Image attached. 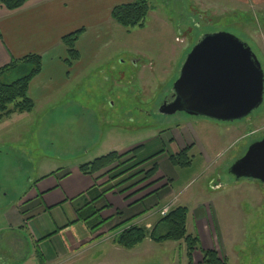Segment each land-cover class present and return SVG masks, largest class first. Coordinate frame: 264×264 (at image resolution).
Segmentation results:
<instances>
[{"label": "rangeland", "instance_id": "rangeland-1", "mask_svg": "<svg viewBox=\"0 0 264 264\" xmlns=\"http://www.w3.org/2000/svg\"><path fill=\"white\" fill-rule=\"evenodd\" d=\"M263 28V22L258 25V15L245 13L232 0H151L144 27L127 29L115 21L111 23L110 42L85 65L78 78L52 96V116L50 111L37 106L31 112L4 117L0 123V264L18 260L14 251L9 253L13 260L1 253L6 249L4 242L14 233L19 234L9 230L5 214L30 191L35 179L54 167L60 172L78 160H94L140 144L145 148L139 147L128 155L125 160L135 157L127 166L146 161L115 180L112 177L123 167L105 174L104 187L120 183L118 192L124 189L140 198L161 192L164 204L179 195L178 205L191 209L208 203L218 229L217 250L222 258L226 257V264H264V183L237 178L230 172L232 164L249 146L264 138V101L247 117L234 121L185 112L160 113L161 105L173 93L187 55L202 37L216 32L231 33L258 55L256 36ZM92 36L90 32L86 37L89 44L106 41H95ZM259 57L264 68V57ZM28 72L25 68L15 78ZM190 127L196 139L193 141H197L190 149L192 163L176 167V172L168 171L164 153L170 157L180 152L171 130L184 141ZM159 163L167 177L157 174L142 180L144 175H138L123 181ZM100 203L105 205L104 200ZM170 205L164 209H170ZM157 208L159 205L151 209L155 213ZM208 225L212 230V223ZM188 230L198 235L192 219ZM211 240L209 236L205 238L206 242ZM111 244L112 241H106L97 253L103 251L106 258L111 256ZM181 244L165 241L125 249L122 252L136 253L137 257L123 258L118 264H188ZM31 251L34 253L33 247ZM94 261L71 264H96ZM110 262L105 260L104 264Z\"/></svg>", "mask_w": 264, "mask_h": 264}, {"label": "crops", "instance_id": "crops-1", "mask_svg": "<svg viewBox=\"0 0 264 264\" xmlns=\"http://www.w3.org/2000/svg\"><path fill=\"white\" fill-rule=\"evenodd\" d=\"M132 1L28 0L16 10H9L0 4V32L2 34L0 38V68L30 53L42 55L43 69L32 80L29 95L35 102V108L41 106L45 108L44 111H50V116H52V96L63 91L69 82L78 78L85 65L90 60H94L99 51L110 42L109 27L111 23H114L111 16L113 8L116 5ZM232 1L239 3L245 13L253 12L258 15V25L259 22H263L264 26V0ZM81 28H84L85 31L77 44L80 59L70 65L69 55L62 38ZM90 32L93 33V40L98 41V39L104 38L106 41L102 43L101 40L99 44H89L86 37ZM251 36L254 39L253 34ZM255 43L258 53L264 57V28L260 34H257ZM191 130H193L192 127L186 129L188 139L184 141L176 132L172 131L171 134L179 150L184 149L187 145L197 144V141H193L195 137L191 134ZM138 146L139 149L145 148L144 144H140L114 151L121 153ZM164 154L163 162L167 170L176 172L178 166L172 163L167 153ZM91 161L93 160H78L77 163L60 172L56 171V167L52 168V171L35 179L30 191L20 199L18 204L6 211L5 219L9 230L19 231V234L14 233L4 242L6 249L1 253L7 260H13V256H10L9 253L14 251L18 260L12 264H18L17 262L19 264L27 262L32 264H71L74 261L86 260H96L94 261L96 264H104L105 260L112 261L109 264H118L123 258L137 257L136 253L122 252L127 248H123L116 242L115 238L121 230L131 224L142 225L151 230L161 219V211L165 205L171 204V208L180 206L178 205L179 195H175L164 204L162 201L165 197L162 198L161 192L142 198L140 195H135L132 197V201V198L126 199L129 192L120 194L118 189H113L101 199L106 205H109L100 213V217L107 221L97 229H93L80 219L78 209L91 202L90 190L97 188L101 191L107 175L103 171L94 174L84 172L81 165ZM204 161L206 164L210 163L208 160ZM158 167L157 174L167 177L160 163ZM157 205L159 208L154 213L151 208ZM184 206L189 210L188 225L189 220L192 219L195 232L200 237L201 248L217 250L219 235L217 225H214L216 221L214 223L211 206L208 203L197 205L193 209L187 205ZM126 222L129 223L123 225ZM211 223L212 230L208 229V227L211 228L208 225ZM207 236L212 239L210 242L205 241ZM106 241L113 243L108 251L112 252V255H108L107 258L103 251L100 254L97 253V250L103 248L102 245ZM146 243L157 244L148 237L140 247ZM180 243L187 255L184 242ZM32 247L34 253L31 251ZM26 249L30 250L29 254L26 253ZM193 258L196 264L203 263L201 249L194 252ZM186 261L188 263V257Z\"/></svg>", "mask_w": 264, "mask_h": 264}, {"label": "trees", "instance_id": "trees-1", "mask_svg": "<svg viewBox=\"0 0 264 264\" xmlns=\"http://www.w3.org/2000/svg\"><path fill=\"white\" fill-rule=\"evenodd\" d=\"M28 0H0V4L4 5L9 10H16L21 8ZM151 10V0H133L129 3L116 5L111 13L112 19L121 26L131 29L134 27H144L147 16ZM85 31L84 28L71 32L62 38L63 44L66 46L69 55V64L80 59V51L77 47L81 35ZM2 34L0 32V38ZM29 69L28 74L22 77L15 78L17 72L23 69ZM43 58L37 53H30L26 56L15 59L6 66L0 68V123L4 117L16 112H31L35 109V102L29 95L30 84L32 80L42 72ZM139 148H134L123 154L113 151L107 155H103L94 159L91 162L81 165L84 172L91 174L106 172L105 174H112L116 170H121L120 173L113 176L111 180L128 174L132 169L142 165L146 160L134 163L127 166L129 162L134 161L135 155L125 160L128 155ZM170 160L176 166H189L192 163L190 157V149L186 148L180 152L171 155ZM124 166H127L126 168ZM159 167L155 164L147 171L141 169L132 176L125 178L123 181L134 178L135 176L144 175L142 180H147L157 175ZM120 183L113 186L103 187L101 191L97 188L90 190L91 202H88L84 207L78 209L80 219L84 220L93 229H97L106 223V219L100 217L103 209L109 205H101V199L108 191L118 188ZM131 187V186H130ZM129 187V188H130ZM125 190H120V194H125ZM136 193L127 195L126 199L132 197ZM119 213V212H118ZM188 214L189 210L186 206H177L171 208L168 213L161 217L159 222L151 230L145 226L131 224L125 229L121 230L116 236V242L127 249H133L140 246L148 237L155 242L176 241L184 242L187 249L188 264H196L194 262L193 254L196 250L201 249L203 256L202 264H226V257L222 258L216 249H202L200 237L188 230ZM121 225V224H120ZM119 227V225H118ZM163 231L160 232V228Z\"/></svg>", "mask_w": 264, "mask_h": 264}, {"label": "water", "instance_id": "water-1", "mask_svg": "<svg viewBox=\"0 0 264 264\" xmlns=\"http://www.w3.org/2000/svg\"><path fill=\"white\" fill-rule=\"evenodd\" d=\"M173 91V99L163 102L161 113L234 121L263 104L264 69L248 43L231 33H209L187 55ZM230 172L264 183V138L252 143Z\"/></svg>", "mask_w": 264, "mask_h": 264}, {"label": "flooded vegetation", "instance_id": "flooded-vegetation-1", "mask_svg": "<svg viewBox=\"0 0 264 264\" xmlns=\"http://www.w3.org/2000/svg\"><path fill=\"white\" fill-rule=\"evenodd\" d=\"M173 97H174V91H173V93L171 94V96H170V98L169 99H167L166 101H170V100H172L173 99ZM161 113V112H160ZM161 114H163V113H161ZM163 115H166V114H163ZM171 133H172V130H171ZM173 137V136H172ZM174 140V139H173ZM186 140V139H185ZM194 145L195 144H192L191 146H186L184 149H186V148H189V149H192L193 147H194ZM181 150H183V149H181ZM180 150V151H181Z\"/></svg>", "mask_w": 264, "mask_h": 264}, {"label": "built area", "instance_id": "built-area-1", "mask_svg": "<svg viewBox=\"0 0 264 264\" xmlns=\"http://www.w3.org/2000/svg\"><path fill=\"white\" fill-rule=\"evenodd\" d=\"M163 213L165 214V211Z\"/></svg>", "mask_w": 264, "mask_h": 264}]
</instances>
